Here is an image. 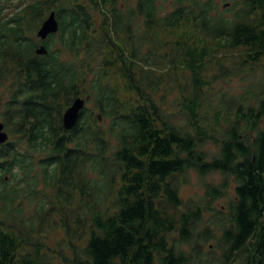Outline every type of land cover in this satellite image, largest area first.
I'll list each match as a JSON object with an SVG mask.
<instances>
[{"label":"trees","instance_id":"obj_1","mask_svg":"<svg viewBox=\"0 0 264 264\" xmlns=\"http://www.w3.org/2000/svg\"><path fill=\"white\" fill-rule=\"evenodd\" d=\"M241 47L235 63L264 59V0H0V264H264V82L217 103L203 88ZM190 169L222 179L186 204Z\"/></svg>","mask_w":264,"mask_h":264},{"label":"rangeland","instance_id":"obj_2","mask_svg":"<svg viewBox=\"0 0 264 264\" xmlns=\"http://www.w3.org/2000/svg\"><path fill=\"white\" fill-rule=\"evenodd\" d=\"M13 2L19 1V0H12ZM166 3V1H165ZM224 2H221V7H225ZM229 4V3H228ZM230 5V4H229ZM148 43L146 44V46ZM162 50L165 49V47L161 48ZM243 47L234 49V50H225L223 51L222 57H224L225 52L229 54L228 57L225 58V65H227L229 68L232 66L236 67L235 72L231 73V75H227L225 77L218 76L215 77V74L219 73V66L217 63L212 61L207 65L209 68L205 74L207 75V82L204 89H209V91L205 90L207 93V96L211 97L215 94H222L223 97H229L234 96L235 98L239 97L241 94H247L244 92L247 88H249L251 85H259L260 83H263L264 79V59L261 60L258 64L250 65L249 63L242 64L241 67L244 66L243 69H239L238 65L239 63H235V60L237 59V55L241 53V50ZM167 50V49H165ZM172 81V86L174 88L168 93L166 97V101L164 103L165 109H167L168 112H176L177 109L175 107V103L178 102V99L182 97V90L180 89L179 83L183 81H189L190 87H192L191 80H192V74L189 70H184L183 75L180 76V78L177 80ZM170 82V80H168ZM5 100V98L3 99ZM213 103H217V98H212ZM93 101L90 102L92 104ZM179 113V112H178ZM178 113H173L171 116ZM184 113L181 112V114H178L177 116H182ZM0 120H2L0 115ZM209 148L215 149V142L209 141L207 142V145ZM180 179V177H179ZM222 179L221 173L219 172H213L211 174H208L205 179H202L197 171L190 169V172L187 173L186 178L181 182L180 187V194L184 199V202L188 204L189 202L193 201H200L204 200L205 197V191H206V183L207 182H215L216 184L219 183V181ZM229 185L227 188V193L225 196L220 197L218 200H213L211 202L212 205L210 206H217L220 208V210H223V212L228 213L229 204L232 202V198L234 197V186L235 181L232 176L228 177ZM187 206V205H186ZM211 209L206 208L205 209V217L210 216ZM217 216H221V213H218ZM221 219L220 217H218ZM222 230H219V236H221ZM63 232L62 230H56L51 233L52 237V246H55V240L62 237ZM218 241H215V239L209 240L207 244L204 246V250L208 251L211 248L215 249L217 252V256L221 253L222 249L219 247H215L213 244H217ZM241 258L236 259V263L242 264L240 261ZM219 261H210L206 264H218ZM220 264V263H219Z\"/></svg>","mask_w":264,"mask_h":264},{"label":"water","instance_id":"obj_3","mask_svg":"<svg viewBox=\"0 0 264 264\" xmlns=\"http://www.w3.org/2000/svg\"><path fill=\"white\" fill-rule=\"evenodd\" d=\"M59 22L56 17L55 11L52 10L48 17L42 22L37 33L40 38H46L47 35L51 32L58 30ZM37 51L39 53H45L48 51L45 44L41 42L38 46ZM88 97L78 96L74 101L65 109L63 113V122L67 128H71L78 120L80 110L84 107L86 99ZM9 139V133L5 129V124L3 120H0V143Z\"/></svg>","mask_w":264,"mask_h":264}]
</instances>
